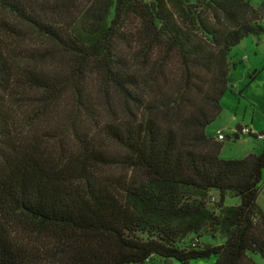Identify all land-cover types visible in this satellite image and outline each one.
I'll return each mask as SVG.
<instances>
[{"label":"trees","instance_id":"16d2710c","mask_svg":"<svg viewBox=\"0 0 264 264\" xmlns=\"http://www.w3.org/2000/svg\"><path fill=\"white\" fill-rule=\"evenodd\" d=\"M247 36L264 0H0V264L264 261V142L205 131Z\"/></svg>","mask_w":264,"mask_h":264},{"label":"rangeland","instance_id":"374dc122","mask_svg":"<svg viewBox=\"0 0 264 264\" xmlns=\"http://www.w3.org/2000/svg\"><path fill=\"white\" fill-rule=\"evenodd\" d=\"M192 1L189 0V2ZM246 1L256 7L263 0ZM229 57L230 62L235 66L230 70L228 90L220 100L221 112L205 131L208 135H215L217 130L220 131L224 139L220 141L222 147L219 157L224 160H236L250 153H259L264 142L262 136L238 134V137H235L237 126L252 128V133L256 135L264 134V36L243 38L231 49ZM174 77V71H171L163 86L164 90L170 88L169 85ZM111 105L119 113L116 109L118 108L117 100L114 97ZM105 114L106 112L103 111L102 115L105 116ZM261 175L262 182L257 203L264 211V167ZM237 203V198L230 196H227L224 201L227 206ZM203 234L198 239L201 244L218 245L222 242V238L217 234L211 235L208 232ZM186 241L185 239L183 244H186ZM247 257L253 264H264V261L256 255L248 253ZM213 261L214 258L210 257L191 261L189 264H212ZM159 264L162 263L159 261Z\"/></svg>","mask_w":264,"mask_h":264},{"label":"built area","instance_id":"2783aa9c","mask_svg":"<svg viewBox=\"0 0 264 264\" xmlns=\"http://www.w3.org/2000/svg\"><path fill=\"white\" fill-rule=\"evenodd\" d=\"M238 131H239V134H248L251 132L250 129H248L246 126H240ZM215 138L219 141H222L224 137L220 131H217L215 133Z\"/></svg>","mask_w":264,"mask_h":264},{"label":"water","instance_id":"95a60500","mask_svg":"<svg viewBox=\"0 0 264 264\" xmlns=\"http://www.w3.org/2000/svg\"><path fill=\"white\" fill-rule=\"evenodd\" d=\"M235 137H237V135ZM167 264H172V261L171 260H168L167 261Z\"/></svg>","mask_w":264,"mask_h":264},{"label":"crops","instance_id":"0c3cea01","mask_svg":"<svg viewBox=\"0 0 264 264\" xmlns=\"http://www.w3.org/2000/svg\"><path fill=\"white\" fill-rule=\"evenodd\" d=\"M249 128V127H248ZM250 129V128H249ZM252 129V128H251ZM250 129V131L252 132V130ZM218 131V130H217ZM211 136H215L214 134L213 135H211ZM238 137V136H237ZM224 139V138H223Z\"/></svg>","mask_w":264,"mask_h":264}]
</instances>
